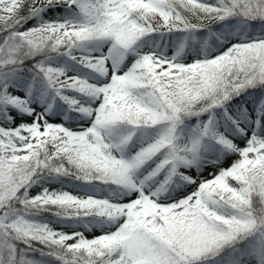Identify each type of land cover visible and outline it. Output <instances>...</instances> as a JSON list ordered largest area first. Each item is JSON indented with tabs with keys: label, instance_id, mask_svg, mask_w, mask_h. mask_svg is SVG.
<instances>
[{
	"label": "snow or ice",
	"instance_id": "snow-or-ice-1",
	"mask_svg": "<svg viewBox=\"0 0 264 264\" xmlns=\"http://www.w3.org/2000/svg\"><path fill=\"white\" fill-rule=\"evenodd\" d=\"M0 264H264V0H0Z\"/></svg>",
	"mask_w": 264,
	"mask_h": 264
}]
</instances>
